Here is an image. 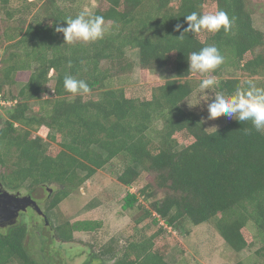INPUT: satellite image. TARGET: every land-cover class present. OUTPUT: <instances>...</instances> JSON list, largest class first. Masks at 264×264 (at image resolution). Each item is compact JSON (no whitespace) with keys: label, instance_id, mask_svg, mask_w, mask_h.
<instances>
[{"label":"trees","instance_id":"obj_1","mask_svg":"<svg viewBox=\"0 0 264 264\" xmlns=\"http://www.w3.org/2000/svg\"><path fill=\"white\" fill-rule=\"evenodd\" d=\"M95 1L98 6L90 13L104 18L108 30L103 39L68 44L54 28L85 11L80 0H63V6L60 0H19L13 7L0 0L5 23L0 45L9 49L1 60L0 95L15 91L12 99L17 100L0 129V180L12 189L26 183L57 186L48 205L52 209L68 196L67 188H79L117 162L122 166L117 181L123 186L148 177L137 193L122 198L123 211H142L135 227L144 223V230L150 220L161 233L182 231L186 223H211L233 252L258 244L255 255L264 264V134L250 121L234 118L208 131L200 114L182 107L201 82L192 79L187 58L205 46L217 47L223 57L210 72L216 93L231 95L249 87L244 79L233 78L232 70L246 79L264 78V33L253 25L250 0ZM218 10L229 17L227 31L186 32L179 38L188 27L186 15ZM177 23L183 24L179 32ZM127 49L136 51L143 71L171 67L174 76L152 86L145 98L128 96L123 86L111 87L113 79L135 68ZM68 75L84 80L90 91L67 92L63 82ZM45 92L50 96L43 99ZM35 101L40 104L32 112ZM42 126L48 129L47 142L32 136ZM181 134L192 141L181 145ZM139 196L147 200V208ZM249 223L254 242L242 234ZM99 227L90 220L64 222L54 233L68 243L74 232ZM143 230L125 245L103 248L102 256L109 258L96 257L97 264H169L154 236H144ZM26 236L23 224L0 233V264H39L29 253Z\"/></svg>","mask_w":264,"mask_h":264},{"label":"rangeland","instance_id":"obj_2","mask_svg":"<svg viewBox=\"0 0 264 264\" xmlns=\"http://www.w3.org/2000/svg\"><path fill=\"white\" fill-rule=\"evenodd\" d=\"M9 1V5L13 7L19 0ZM36 1L38 2L39 0ZM80 1L83 3V9L86 12L93 11L98 6V2L95 0ZM64 3L63 0H60L61 6ZM250 6L254 9L252 14L254 27L264 33V0H250ZM34 8L32 9L35 10L36 8ZM0 11L3 13L1 2ZM1 12L0 28L5 25L4 15ZM5 46V44L0 45V66L1 60L9 51ZM127 55L135 61V68L132 74L124 78L113 79L111 87L118 88L123 86L126 94L130 97H148L152 86L174 76L173 68L171 67L156 69L153 72L143 71L138 65L136 51L127 49ZM103 65L106 66V63ZM230 74L233 78L244 79V82L251 80L257 87L264 83V78H244L239 70H232ZM27 77L28 73L22 75L23 79ZM191 77L193 80L202 81L211 76L210 73H192ZM50 79L49 89H52L54 83L52 76ZM15 94V91L11 95L6 92L1 94L0 129L5 125L7 110L12 108L17 102V100L14 101L12 99ZM216 94L213 87L201 91L198 85L196 91L182 104L183 109L193 110L201 115V119L208 131L215 130L233 119L227 116H220L215 120L207 119L209 116L208 105L215 101ZM49 96L50 92H45L43 99ZM39 102L31 103L32 112L36 111L40 104ZM47 133L48 129L42 126L37 131L32 132V136H38L44 139V142H47ZM178 140L181 145H187L192 141L191 138L182 134L178 137ZM49 146L55 149L58 148L56 144L52 143ZM121 170V164L112 162V164L97 171L79 188L70 190L67 188L68 196L52 209H48V205L56 190H58L57 186L44 185V187L52 190L50 193L42 189V186H32L28 183L23 186L29 189L23 190V192L31 193L36 198V204L44 211L49 222V227H45L43 221L33 211H28L27 214L19 217V222L25 225L27 229L25 239L27 248L36 262L39 264H97L98 259L96 257L109 258L107 255L102 256L101 250L103 248L113 245H125L126 241L136 238L135 235L143 230L144 223L135 227L134 220L142 215V211L137 209L123 211L122 198L127 192L137 193L140 188L146 185L148 177L144 175L140 177L141 179L139 178L140 180L135 185L126 187L117 181V176ZM139 202L146 208L148 207V202L144 197L139 196ZM152 216L158 218L155 213H152ZM81 220L98 222L100 227L92 232H74L72 241L68 243L60 241L55 236V227L64 222L73 223ZM149 221L147 220L143 234L146 237L154 236L155 247L159 252L164 253V259L169 264H236L238 262L243 264H263V259L255 255V251L259 248L258 244L254 243L251 248L233 252L216 233L211 223L198 226L186 223L182 231L175 232L164 229V232L159 233V226L151 225ZM3 232L0 229V233ZM185 233L187 234L185 235ZM242 234L248 242H254V229L250 223L242 229Z\"/></svg>","mask_w":264,"mask_h":264},{"label":"clouds","instance_id":"obj_3","mask_svg":"<svg viewBox=\"0 0 264 264\" xmlns=\"http://www.w3.org/2000/svg\"><path fill=\"white\" fill-rule=\"evenodd\" d=\"M64 21L66 26L57 24L54 31L62 33L65 43L68 44L95 42L103 39L108 30L102 16L86 11H81L74 18L68 17ZM185 23L188 27L184 29L179 38H182L186 32L215 33L221 28L227 31L230 26L227 13L222 10L212 14L192 12L185 16ZM181 28H183V24L175 25V31L179 32ZM187 62L189 72L205 74L214 71L223 62V57L217 47L205 46L198 52L190 53ZM63 83L65 90L72 94H86L90 91L89 85L84 80L76 79L70 75L65 76ZM244 83H247L249 87L238 89L234 94L217 93L215 101L208 105L209 116L207 119L215 120L220 116H227L239 122L250 121L257 132L264 134V88L257 87L251 80ZM214 84L215 81L212 78L203 79L199 84V89L203 91ZM248 131L250 130L245 129V132Z\"/></svg>","mask_w":264,"mask_h":264},{"label":"flooded vegetation","instance_id":"obj_4","mask_svg":"<svg viewBox=\"0 0 264 264\" xmlns=\"http://www.w3.org/2000/svg\"><path fill=\"white\" fill-rule=\"evenodd\" d=\"M41 188L47 190L49 193L52 191L44 186ZM23 190L29 189L23 186L18 189H12L5 186L0 180V229L3 231H7L11 227L20 225L19 217L27 214L28 211L36 213L43 221L44 226L47 228L49 227V222L45 220L47 217L44 211L39 208L40 212H37L32 201L24 199L30 196L31 199L36 202V198H34L31 193L23 192Z\"/></svg>","mask_w":264,"mask_h":264},{"label":"water","instance_id":"obj_5","mask_svg":"<svg viewBox=\"0 0 264 264\" xmlns=\"http://www.w3.org/2000/svg\"><path fill=\"white\" fill-rule=\"evenodd\" d=\"M24 199H29V200H31V201H32V204H33V205L35 206V208H36V211H37V212H40L39 207L37 206L36 202H35L34 200H32L30 196L27 197V198H24ZM45 220H47V218H46Z\"/></svg>","mask_w":264,"mask_h":264},{"label":"built area","instance_id":"obj_6","mask_svg":"<svg viewBox=\"0 0 264 264\" xmlns=\"http://www.w3.org/2000/svg\"><path fill=\"white\" fill-rule=\"evenodd\" d=\"M0 98H1V95H0Z\"/></svg>","mask_w":264,"mask_h":264}]
</instances>
